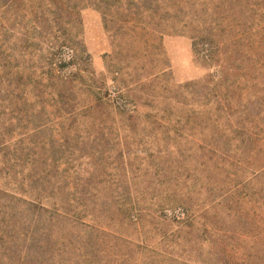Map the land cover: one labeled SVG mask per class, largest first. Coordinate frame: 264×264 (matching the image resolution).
<instances>
[{
	"label": "rangeland",
	"instance_id": "rangeland-1",
	"mask_svg": "<svg viewBox=\"0 0 264 264\" xmlns=\"http://www.w3.org/2000/svg\"><path fill=\"white\" fill-rule=\"evenodd\" d=\"M0 264H264V0H0Z\"/></svg>",
	"mask_w": 264,
	"mask_h": 264
}]
</instances>
